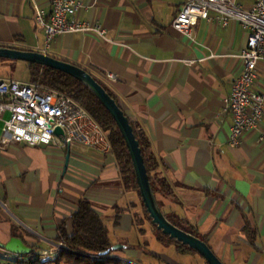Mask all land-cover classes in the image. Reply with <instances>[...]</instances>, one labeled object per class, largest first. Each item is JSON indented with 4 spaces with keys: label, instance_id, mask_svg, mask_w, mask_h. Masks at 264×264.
<instances>
[{
    "label": "crops",
    "instance_id": "1",
    "mask_svg": "<svg viewBox=\"0 0 264 264\" xmlns=\"http://www.w3.org/2000/svg\"><path fill=\"white\" fill-rule=\"evenodd\" d=\"M82 1L87 8L80 18L103 24L106 39L66 33L46 49L35 5L48 16L51 0H0V47L46 53L103 80L161 162L172 191L158 195L161 211L195 227L225 264H264V117L241 145L228 144L233 117L226 100L243 69L248 31L237 21L223 26L212 10L192 42L172 26L184 0ZM237 2L248 8L253 0ZM21 62L0 61V80L30 82L15 76ZM258 75L262 89V64ZM82 199L108 226L111 242L126 247L117 257L207 264L199 254H179L175 245L161 243L170 252L153 248L154 232L142 234L136 221L139 194L125 186L113 152L77 144L0 148V244L18 237L37 252L49 250Z\"/></svg>",
    "mask_w": 264,
    "mask_h": 264
},
{
    "label": "built area",
    "instance_id": "2",
    "mask_svg": "<svg viewBox=\"0 0 264 264\" xmlns=\"http://www.w3.org/2000/svg\"><path fill=\"white\" fill-rule=\"evenodd\" d=\"M51 5L48 16L35 5L36 25L46 36V49L60 34L81 32L107 38L103 24L80 18L79 13L87 8L82 0H51ZM212 10L219 13L223 26L237 21L248 31L247 45L240 55L243 69L226 100V111L233 117L228 144L237 147L246 133L261 128L264 117V76L262 89L258 83V66H264V0H253L248 8L237 0H184L172 26L193 42L198 22L210 21ZM106 76L110 81L117 80L113 73ZM0 121L3 122L1 149L10 144L60 149L77 144L103 155L113 152L106 132L84 107L41 83L0 80ZM57 128L63 130V135L56 134ZM63 249L62 244H56L49 250L29 255L1 249L0 264H26L37 255L42 261L55 259Z\"/></svg>",
    "mask_w": 264,
    "mask_h": 264
},
{
    "label": "trees",
    "instance_id": "3",
    "mask_svg": "<svg viewBox=\"0 0 264 264\" xmlns=\"http://www.w3.org/2000/svg\"><path fill=\"white\" fill-rule=\"evenodd\" d=\"M10 48L20 49L16 47ZM0 61L15 62L16 60L0 58ZM27 64L31 83H41L72 98L84 107L106 132L112 144L113 154L117 158L123 182L127 188H134L138 192L142 208L148 216L149 221L154 226L152 231L154 232L157 241L167 246L175 245L179 254H199L196 250L184 245L174 238H171L169 235L164 234L162 230L158 229L157 225L153 223V219L150 217V214L143 203L134 165L124 137L112 115L94 91L82 81L60 70L31 62H27ZM89 73L92 74L91 72ZM92 76L120 105L118 98L114 95L108 85L94 74H92ZM131 124L134 127V132L140 143L152 192L159 208L162 209L158 200V195H170L172 192L171 186L167 179L159 172L161 162L153 152L150 141L142 133L137 131L132 121ZM163 214L172 224L193 236L201 238L208 244L206 239L199 235L198 230L190 225L186 220L164 212ZM138 224L141 226L144 222ZM140 232L142 234H146L147 231L145 228L141 227ZM56 240L58 244H62L64 246V249L55 259H49L48 262H46L47 260L42 261L40 256L37 255L26 264H143L140 260L133 261L126 258H120L115 255V252L123 251L126 247L119 249L115 248L117 244H113L111 242L108 226L104 223L99 213L94 209L91 202L85 199H82L79 202L76 212L71 215L69 220H65L59 225ZM33 250V252L38 253L36 249L33 248ZM146 253L151 254L150 251H147ZM154 257L157 256L154 255Z\"/></svg>",
    "mask_w": 264,
    "mask_h": 264
},
{
    "label": "water",
    "instance_id": "4",
    "mask_svg": "<svg viewBox=\"0 0 264 264\" xmlns=\"http://www.w3.org/2000/svg\"><path fill=\"white\" fill-rule=\"evenodd\" d=\"M0 58L31 62L40 64L42 66L51 67L69 74L70 76L88 85L98 96L106 109L110 112L124 137L134 165L138 187L143 203L149 212L150 217L153 219V223L156 224L158 229L162 230L164 234L169 235L171 238H174L184 245L196 250L208 264H225L211 249L209 244H207L201 238L193 236L178 228L169 220H167L159 208L152 192L140 143L134 132L131 119L125 113L123 108L116 102V100L111 97L107 90L92 76V74L75 64L57 59L39 51L0 47ZM56 134L63 135V130L61 128H57ZM0 246L3 249L22 255H29L34 251L32 247L26 245L24 241L18 237H13L7 244H0ZM123 247V245L115 246L116 249Z\"/></svg>",
    "mask_w": 264,
    "mask_h": 264
},
{
    "label": "rangeland",
    "instance_id": "5",
    "mask_svg": "<svg viewBox=\"0 0 264 264\" xmlns=\"http://www.w3.org/2000/svg\"><path fill=\"white\" fill-rule=\"evenodd\" d=\"M15 76L24 80V81H29L30 80V74H29V70L26 67V63L21 62L20 65L18 66L17 70H15ZM9 115H7L6 117H8ZM136 221L138 223H142L144 222V224H141V226L143 225L144 228H146L148 234L151 236V231L154 229V226L152 225V223L149 221L148 216L146 215V213L144 212L143 208H140V213L138 214ZM148 235V236H149ZM153 248L158 250V251H162L166 249H163V246L161 243H158L156 240L153 242ZM170 252V250H167L166 252ZM185 258H187L186 256H184ZM181 258H183L181 256ZM147 260V259H146ZM203 261V259H202ZM48 262V260L46 261ZM205 262V261H204Z\"/></svg>",
    "mask_w": 264,
    "mask_h": 264
}]
</instances>
